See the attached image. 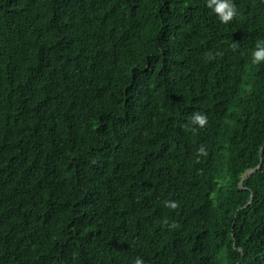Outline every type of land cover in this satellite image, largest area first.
<instances>
[{"label": "trees", "instance_id": "obj_1", "mask_svg": "<svg viewBox=\"0 0 264 264\" xmlns=\"http://www.w3.org/2000/svg\"><path fill=\"white\" fill-rule=\"evenodd\" d=\"M233 2L0 0V264H264V0Z\"/></svg>", "mask_w": 264, "mask_h": 264}, {"label": "clouds", "instance_id": "obj_2", "mask_svg": "<svg viewBox=\"0 0 264 264\" xmlns=\"http://www.w3.org/2000/svg\"><path fill=\"white\" fill-rule=\"evenodd\" d=\"M205 5L216 15L221 23L231 21L236 15V7L233 0H205ZM250 58L252 64L264 63V39H259L255 42L250 52ZM188 119L196 127H203L207 123V116L199 111H194ZM200 151H203V149H200ZM164 203L168 208L177 207L176 202L172 200H166ZM132 264H145V261L141 257H136Z\"/></svg>", "mask_w": 264, "mask_h": 264}, {"label": "water", "instance_id": "obj_3", "mask_svg": "<svg viewBox=\"0 0 264 264\" xmlns=\"http://www.w3.org/2000/svg\"><path fill=\"white\" fill-rule=\"evenodd\" d=\"M253 172V171H252ZM249 175V173H245L244 175H243V179H245L247 176ZM242 179V180H243ZM242 180H241V182H240V186H241V184H242Z\"/></svg>", "mask_w": 264, "mask_h": 264}]
</instances>
